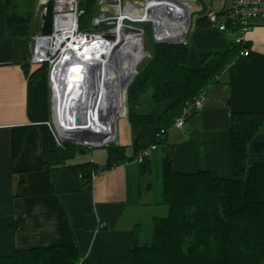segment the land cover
<instances>
[{
	"label": "crops",
	"instance_id": "1",
	"mask_svg": "<svg viewBox=\"0 0 264 264\" xmlns=\"http://www.w3.org/2000/svg\"><path fill=\"white\" fill-rule=\"evenodd\" d=\"M8 4L0 0V259L18 250L75 245L82 255L78 264H123L132 233L138 234L140 245H147L142 244L143 235H152L154 220L169 214L163 179L159 194L152 171L141 177L136 160L107 169L106 147L91 159L76 153L58 171L46 168L44 153L59 149L49 75L44 70L33 79L23 69L42 21L40 16L34 19L30 39L13 35L8 30ZM40 5L41 0L39 11ZM201 18L190 21L188 28L191 70L203 68L202 55L225 54L232 48L229 35L205 18L198 24ZM247 49L249 57L236 54L217 82L202 93L203 108L190 116L184 130L166 134V143L175 148L176 172L232 176V113L264 114V20L254 22ZM260 134L264 135V125ZM116 138L130 159L134 137L127 116L117 122ZM249 161H264V155H252ZM152 162L151 157V167ZM87 163L98 166L96 180L88 184L80 177V166Z\"/></svg>",
	"mask_w": 264,
	"mask_h": 264
},
{
	"label": "trees",
	"instance_id": "2",
	"mask_svg": "<svg viewBox=\"0 0 264 264\" xmlns=\"http://www.w3.org/2000/svg\"><path fill=\"white\" fill-rule=\"evenodd\" d=\"M8 0V30L30 39L31 17L14 12L17 5ZM84 15L80 27L87 30L98 13L97 0H81ZM13 11V12H12ZM204 18L198 21L202 23ZM135 35V34H133ZM137 35V34H136ZM247 46V45H246ZM240 48L232 43L225 54L200 57L203 68L188 67L187 44L155 43L149 63L138 70L127 90V117L133 131V156L127 159L125 149L116 144L107 148L106 168L129 160L152 145H164L163 194L169 207L166 218L154 220L150 245H140L132 233L123 264H264V161L250 163L252 155H264V114L232 113V176L214 177L208 171L182 174L174 169L175 148L166 143L161 130L172 129L188 101L199 97L226 71ZM26 76L39 78L45 67L32 70L23 65ZM152 92L151 113L139 112L141 97ZM168 133V132H167ZM63 142L59 149L45 152V166L58 171L81 149ZM87 184L98 166H80ZM141 177L152 171L151 158L139 164ZM82 255L77 246H60L18 250L0 264H78ZM87 264V263H83Z\"/></svg>",
	"mask_w": 264,
	"mask_h": 264
},
{
	"label": "built area",
	"instance_id": "3",
	"mask_svg": "<svg viewBox=\"0 0 264 264\" xmlns=\"http://www.w3.org/2000/svg\"><path fill=\"white\" fill-rule=\"evenodd\" d=\"M47 1L41 0V4L47 3ZM174 1L180 2L179 0H144L143 3H139L138 0H97L99 14L92 19L87 30H82L80 21L84 15V10L81 8V0H53L52 33L49 36H43L39 33L32 37L31 55L28 62L32 68L38 69L45 67L48 72L52 92L53 111L55 114V129L59 146L63 142H72L83 148L95 149L116 144V137L110 139L109 135L106 137L105 132L100 130H93L94 132L102 134L93 138L80 135L75 137L71 134L63 133L59 129L56 115L58 102L57 83L61 78H67L69 76L75 64L83 67V78L93 81L98 74V65L93 62L94 56L98 55V52L103 51L104 57L107 58L106 54L109 53L114 45L116 36L120 31H123L122 33L127 35H139L143 43V38L146 35L145 29L136 23H153L151 25L154 30L153 38L155 43L168 42L186 44V35L191 21L190 14L187 31L182 37V40L179 41L164 38V31L156 28V20L152 18L155 12L163 9L162 5L164 3ZM191 1L197 2V0ZM202 1L209 5L213 2L217 3L215 9L211 8L203 18L220 32L233 37V44L240 48L239 54L243 57H249L250 50L246 46L247 35L253 29V24L256 20H264V0ZM139 12L146 14L149 18L136 20V15ZM137 27H142V29ZM142 48L145 58L148 55L144 45ZM100 56L102 57L103 55ZM80 82L75 83L77 88L83 87V83H81L82 86H79ZM127 90L125 103L127 100ZM203 104V94L192 101H188L182 114L174 122L172 129L183 131L190 116L193 113L201 111ZM121 116H127V107L126 113ZM167 132L166 130H161L157 134V139H162ZM157 150L158 146L156 144L152 145L149 149L140 152L136 161L139 164L143 163L146 158H151ZM97 175L98 173H93L91 181L96 180Z\"/></svg>",
	"mask_w": 264,
	"mask_h": 264
},
{
	"label": "bare ground",
	"instance_id": "4",
	"mask_svg": "<svg viewBox=\"0 0 264 264\" xmlns=\"http://www.w3.org/2000/svg\"><path fill=\"white\" fill-rule=\"evenodd\" d=\"M190 6L188 2L174 1L164 3L163 9L154 13L152 18L156 20V28L164 31V38L182 40L188 27ZM147 18L141 12L136 15V20ZM122 32L116 36L107 58L103 51L94 56L98 74L93 81L83 78V67L75 64L69 76L57 83L56 115L63 133L78 137L84 130H100L110 139L116 137L117 119L126 113L125 86L144 59L140 36ZM78 81L83 87L75 86ZM74 116L79 117V123L74 122Z\"/></svg>",
	"mask_w": 264,
	"mask_h": 264
},
{
	"label": "rangeland",
	"instance_id": "5",
	"mask_svg": "<svg viewBox=\"0 0 264 264\" xmlns=\"http://www.w3.org/2000/svg\"><path fill=\"white\" fill-rule=\"evenodd\" d=\"M139 3H143L144 0H138ZM180 2H188L191 4V8H190V19L192 21V23L194 24L195 21L201 17H204L205 15H207L208 11L211 8H214L217 6L216 2H213L212 4H208L203 2L202 0H197V2H193L191 0H179ZM39 0H12V3H17V8L14 12H16L18 15H23L25 17H31V24H30V34L33 33V27H34V19H39L40 20V11L38 9V4ZM19 5L21 10H23L25 8L24 11L26 12H19ZM13 12V11H12ZM99 14V11L97 13V15ZM137 25L143 26L146 32V35L144 36V41H143V45L145 47V51L147 53H151L154 49L155 46V41H154V30H153V23L152 22H148L146 24H142V23H136ZM152 24V25H151ZM37 28H38V24H37ZM192 33V28L189 30L188 35H186V42L188 40L189 35H191ZM230 39L232 40L231 43H233L234 39L233 37H230ZM150 61V57L149 55L146 56L137 66V73L138 70H141L142 68H144ZM137 75V74H136ZM135 75V76H136ZM154 104L152 102V92L149 90L147 93H145L142 97H141V103H140V112L146 114V113H151L153 110ZM120 116L117 119V122L119 121ZM117 126V123H116ZM176 131V130H175ZM78 149H84V152H77V156L78 158H82L83 160L86 159H91V157H93V155H99L100 153H102L105 148H101V149H88V148H83L78 146ZM164 145H161V147L158 149L157 152H154L152 155V174H151V179H152V184L153 187L155 188V191L158 190L159 187V194H160V189L162 188V178H161V169H162V158L164 155ZM158 193V192H157ZM160 195H156V198H159ZM154 227L151 228V234L149 233V235H143V242L142 244H148L150 245L152 242V238H153V233H154Z\"/></svg>",
	"mask_w": 264,
	"mask_h": 264
},
{
	"label": "water",
	"instance_id": "6",
	"mask_svg": "<svg viewBox=\"0 0 264 264\" xmlns=\"http://www.w3.org/2000/svg\"><path fill=\"white\" fill-rule=\"evenodd\" d=\"M40 13H41V21H42V25H41V35L43 36H49L52 33V29H53V0H48L47 3H42L40 5ZM142 29V27H137ZM147 55H150V53H147ZM136 75V73H135ZM135 75H132V77L130 78V80L128 81V83L125 86V90H127L130 86V84L132 83ZM74 122L79 123V117L78 116H74ZM77 135L80 136H89V137H98L102 134L98 133V132H94V131H89V130H84L80 133H78ZM104 136V135H103Z\"/></svg>",
	"mask_w": 264,
	"mask_h": 264
}]
</instances>
